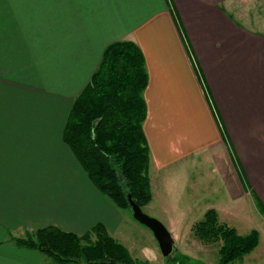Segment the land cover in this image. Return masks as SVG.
Segmentation results:
<instances>
[{"label": "crops", "instance_id": "1", "mask_svg": "<svg viewBox=\"0 0 264 264\" xmlns=\"http://www.w3.org/2000/svg\"><path fill=\"white\" fill-rule=\"evenodd\" d=\"M250 1L0 0V139L12 137L10 126H50L25 135L37 146L23 155L42 161L1 165L0 264H56L18 246L16 232L52 226L82 236L103 224L116 237L124 210L96 189L62 139L76 97L116 42L136 43L146 59V209L159 202L175 241L188 233L184 219L211 209L240 235L252 231L247 210L264 221V33L234 14ZM198 165L208 166L203 200L186 188ZM253 230L260 243L240 264H264V226Z\"/></svg>", "mask_w": 264, "mask_h": 264}, {"label": "trees", "instance_id": "2", "mask_svg": "<svg viewBox=\"0 0 264 264\" xmlns=\"http://www.w3.org/2000/svg\"><path fill=\"white\" fill-rule=\"evenodd\" d=\"M147 86L146 59L140 47L131 41L111 44L90 83L76 97L63 130L64 144L93 185L121 209L132 210L129 195L141 209L153 198L150 150L143 130ZM192 230L203 244H220L218 264L242 260L260 242L258 231L240 235L221 223L214 209L208 210ZM13 241L21 248L45 254L56 264H133L126 247L103 224L82 236L49 226ZM180 261L195 264L181 256Z\"/></svg>", "mask_w": 264, "mask_h": 264}, {"label": "rangeland", "instance_id": "3", "mask_svg": "<svg viewBox=\"0 0 264 264\" xmlns=\"http://www.w3.org/2000/svg\"><path fill=\"white\" fill-rule=\"evenodd\" d=\"M248 4L251 5V8H246V6H243L242 4L234 11L235 16L247 22L248 27L252 28L253 30L264 33V0H258V1L251 0ZM20 126L23 128V130L11 131L10 130L11 126H10L8 128V131L10 132L12 137L0 139V171L8 170L6 168H2L1 165H34L35 162L39 160L41 161L43 160L38 158L36 155H23V153L25 152L33 151L32 148L37 146L35 144H30L29 137H26L25 135H28V133L36 135L38 133H41L40 131L49 130L50 129L49 124H45L41 126L40 131L35 130L34 127L36 126V124L22 123L20 124ZM35 139H40V138H35ZM16 142L19 144L21 149H25L24 152L21 153L22 155L18 154L17 152L18 150H17ZM29 146L30 148H28ZM49 157L50 155H48V158ZM207 170H208L207 165H198L197 168L193 170L194 171L193 177L190 179L189 183H187L186 186L187 191L189 193L194 194L191 197H194L197 200H203L205 197H209L208 192L204 193L201 189L206 180V179L205 180L201 179V177L204 175V173ZM177 182H175L174 185H176ZM221 190H223V187ZM173 191L175 193H178V190L176 189L175 186H173ZM209 191L211 198L214 197L213 189L209 188ZM221 196H225V195L222 193ZM155 198H157V196ZM187 200L188 198L184 199V201ZM112 203L114 204V202ZM149 204L143 207L142 209L143 212H145L148 216L157 219L166 227V225L163 223L164 221L162 217L163 213H162V209L159 208L160 207L159 202H157L156 200L153 203L154 206H157V209L152 208L147 210L146 207ZM117 208L124 211H121L122 221L118 226V228L116 229V231L113 233L116 236L114 238L126 247V249L128 250L131 256L133 264H180L181 263L180 256L184 259L187 258V260L194 261L195 264L197 263L196 261L203 262L205 264H218L219 262L218 251L220 248V244H213V245H206L203 243L197 244L196 241L198 239L195 237L193 230L191 233L189 232L190 227L195 225L199 220H202L201 216H197L196 218L194 217V218L184 219L185 220L184 224L186 225V229L188 230V233L182 236L178 234H174L179 238L176 239V241L173 238L175 242V246L173 248V252L170 258L168 259L164 257L163 254L161 253L159 244L156 238L154 237L152 231L148 229L146 226L139 223L134 218L133 211L131 209L129 210V209H121L119 207ZM252 214L255 213L254 212L250 213V211L247 210V213L245 214L246 216L245 217L243 216V218L245 219V221L250 223L249 226H251V229L253 231V229L255 228L263 227L264 221L260 220L258 214L255 216H253ZM251 216L257 218H254L252 221ZM244 228L245 231L244 232L242 231L241 233V235L243 236L248 235L249 232L251 231V230L247 231L246 227ZM17 237L24 238L26 237V234L23 233V235L19 236L16 232V233H12L10 236L12 240ZM197 245L199 246L197 247ZM177 253L179 254V256ZM236 262L240 264L239 263L240 260ZM236 262L234 263L237 264ZM68 264H85V263H68Z\"/></svg>", "mask_w": 264, "mask_h": 264}, {"label": "water", "instance_id": "4", "mask_svg": "<svg viewBox=\"0 0 264 264\" xmlns=\"http://www.w3.org/2000/svg\"><path fill=\"white\" fill-rule=\"evenodd\" d=\"M129 203L132 207L134 218L152 231L159 244L161 253L164 257H169L174 248V240L171 233L160 221L143 212L140 206L134 202L131 195H129Z\"/></svg>", "mask_w": 264, "mask_h": 264}]
</instances>
